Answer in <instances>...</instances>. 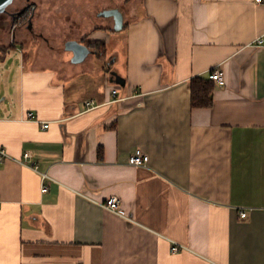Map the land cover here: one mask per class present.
Returning a JSON list of instances; mask_svg holds the SVG:
<instances>
[{"label":"crops","instance_id":"1","mask_svg":"<svg viewBox=\"0 0 264 264\" xmlns=\"http://www.w3.org/2000/svg\"><path fill=\"white\" fill-rule=\"evenodd\" d=\"M110 7L54 40L35 14L0 25L1 65L40 41L0 109V264H264V0H131L118 29ZM68 40L104 54L74 63ZM214 69L224 85L192 108L190 79Z\"/></svg>","mask_w":264,"mask_h":264},{"label":"rangeland","instance_id":"2","mask_svg":"<svg viewBox=\"0 0 264 264\" xmlns=\"http://www.w3.org/2000/svg\"><path fill=\"white\" fill-rule=\"evenodd\" d=\"M35 2V19H34V29L36 31L42 30L41 34H45L46 38H51L52 40L56 39L55 35L57 33L66 34L68 33V25H71V31L79 33L81 30H84V27L87 25L95 24L96 13L101 8L106 6L119 5V9H104L105 11L112 10H124L126 11L131 3V0H31ZM24 3V0H14L11 5L8 6V9L14 10L15 8L21 7ZM6 14L0 13V25L7 18ZM10 24L14 25L17 23V27L10 30L11 35L14 34L16 29H19L23 26V22L14 21L10 17ZM87 19V23H84V20ZM22 22V23H21ZM81 22V23H80ZM58 35V34H57ZM44 36V37H45ZM123 37H120V41ZM45 40V38H44ZM59 41V40H58ZM40 41L37 39H26L23 44H19L18 53L12 54L11 57H8L6 61L1 65L0 64V109L2 110L3 106L9 104L10 99L8 95L15 93L18 90V80H19V71L22 64L26 70L27 64L30 62L31 53L38 47ZM122 51V50H121ZM70 53L69 51H67ZM110 50L108 49L106 59L102 60L107 66L110 65L109 59ZM72 57V56H71ZM70 57V59H71ZM110 57V58H109Z\"/></svg>","mask_w":264,"mask_h":264},{"label":"built area","instance_id":"3","mask_svg":"<svg viewBox=\"0 0 264 264\" xmlns=\"http://www.w3.org/2000/svg\"><path fill=\"white\" fill-rule=\"evenodd\" d=\"M255 45H264V36H260L255 39L254 41ZM209 79L213 80L215 83L219 85H224V77L222 73L218 69H214L209 73ZM119 86L116 85L115 87H112L111 93L112 95H116L118 91ZM94 105L93 101H88L85 103V107L89 108ZM28 118H32V114H28ZM48 126V122L43 121L42 122V127L46 128ZM8 157L7 153L5 152L4 149L0 148V161H2L4 158ZM30 157L29 152H25L23 154V160L22 163L28 164L31 168L35 169L36 165L32 162H29L28 159ZM128 164L133 165V166H146L148 163V155L144 153L141 149L137 148L135 151L128 157ZM45 175L42 176L44 178ZM47 190V185L42 184L41 186V191L45 192ZM103 207L107 208L108 210L118 214V215H123L122 212L120 211V200L116 196H111L109 197L105 202L100 203ZM240 215L242 217H245L247 215L246 211H240ZM178 247L174 246L173 250L176 251Z\"/></svg>","mask_w":264,"mask_h":264},{"label":"trees","instance_id":"4","mask_svg":"<svg viewBox=\"0 0 264 264\" xmlns=\"http://www.w3.org/2000/svg\"><path fill=\"white\" fill-rule=\"evenodd\" d=\"M26 15H21V20L26 21ZM90 50L97 54H104V44L98 42H86ZM5 49L0 47V52ZM214 81L207 76H194L189 81L190 105L192 108H209L212 106V92Z\"/></svg>","mask_w":264,"mask_h":264},{"label":"water","instance_id":"5","mask_svg":"<svg viewBox=\"0 0 264 264\" xmlns=\"http://www.w3.org/2000/svg\"><path fill=\"white\" fill-rule=\"evenodd\" d=\"M14 0H0V13H6L7 7L13 2ZM103 16H112L115 20V28H119V20H120V12L118 10L112 11H103L101 13ZM64 48L67 51L72 53L71 61L74 63L81 62L85 59V57L91 53L92 51L88 48L87 45L78 41V40H68L64 44ZM111 76L114 77L116 83L121 85L124 84L122 78H120L116 73L111 72Z\"/></svg>","mask_w":264,"mask_h":264},{"label":"flooded vegetation","instance_id":"6","mask_svg":"<svg viewBox=\"0 0 264 264\" xmlns=\"http://www.w3.org/2000/svg\"><path fill=\"white\" fill-rule=\"evenodd\" d=\"M23 4L24 5H22L21 7L17 9L15 8L14 10L8 9L7 7V12L4 14H6V16H9L14 21H21V15L22 14L26 15L28 19L22 22L23 24L29 23V27L31 28V25H32L31 20L34 16L36 5H35V2L34 1L32 2L31 0H24ZM15 25L17 27V23L14 25H10V30H12L15 27Z\"/></svg>","mask_w":264,"mask_h":264}]
</instances>
